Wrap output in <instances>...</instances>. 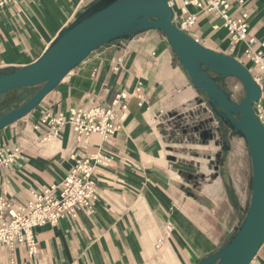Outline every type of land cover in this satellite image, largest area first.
I'll list each match as a JSON object with an SVG mask.
<instances>
[{
  "label": "crops",
  "instance_id": "obj_1",
  "mask_svg": "<svg viewBox=\"0 0 264 264\" xmlns=\"http://www.w3.org/2000/svg\"><path fill=\"white\" fill-rule=\"evenodd\" d=\"M99 1L13 0L0 7V73L34 61L66 25ZM169 1L175 24L195 15L183 31L237 59L253 76L261 75L258 103L264 116V73L244 52L249 46L264 61V0H226L231 16L248 15L247 36L238 42L231 41L223 19L205 8L208 0H198L200 7L192 0ZM230 78L218 79L229 96ZM37 88H28L27 98ZM21 93L0 94V115ZM117 94L124 95L114 108L121 129L106 140L96 133L77 137L68 123L53 134L59 113L67 115L77 106L107 107ZM211 118L219 121V138L203 142L190 126L198 120L207 125ZM185 122L188 128L182 127ZM242 140L191 84L160 30L97 47L34 109L0 129V154L18 151L11 162L0 164V195L23 202L31 190L60 183L76 160L100 151L111 161L96 169L99 196L74 217L36 227L33 255L23 245H1L0 264H195L230 238L245 211L251 165L241 155ZM224 141L227 150H222ZM250 264H264V242Z\"/></svg>",
  "mask_w": 264,
  "mask_h": 264
},
{
  "label": "water",
  "instance_id": "obj_2",
  "mask_svg": "<svg viewBox=\"0 0 264 264\" xmlns=\"http://www.w3.org/2000/svg\"><path fill=\"white\" fill-rule=\"evenodd\" d=\"M151 28L163 33L191 84L204 94L221 122L244 140L250 159V198L243 219L224 245L195 264H250L264 242V125L253 107L261 87L237 59L202 46L180 29L169 0H101L66 25L34 61L0 73V94L38 86L23 103L0 115V129L34 109L91 51ZM223 77L240 81L241 99L232 100L219 85ZM199 136L203 142L213 137L209 129H202Z\"/></svg>",
  "mask_w": 264,
  "mask_h": 264
},
{
  "label": "built area",
  "instance_id": "obj_3",
  "mask_svg": "<svg viewBox=\"0 0 264 264\" xmlns=\"http://www.w3.org/2000/svg\"><path fill=\"white\" fill-rule=\"evenodd\" d=\"M11 1L13 0H0V7L6 6ZM191 2L198 7L201 6V2L198 0ZM205 8L215 11L223 19V24L232 42L242 41L246 38L248 33L247 13H242L236 17L231 16L228 13L226 0H208ZM194 20L195 15L190 14L176 25L183 30ZM244 52L252 65H256L260 73H264V61L260 52L252 50L249 46ZM248 70L250 71V68ZM253 78L261 87V75H254ZM121 96L124 95L117 94L107 107L100 105L77 106L70 108L67 115L59 113L53 119V134H58L59 127L68 123L77 133V137H88L96 133L106 140L108 135H112L121 129V125L114 121V108L119 103ZM253 107L264 125L261 105L256 102ZM209 121V123L207 121V125L202 122L201 127L195 133L199 134L202 129H209L213 136L212 141H215L219 138V121L215 118H211ZM200 123L198 120L193 124L191 123L190 126V123L185 122L182 127L188 128L190 126L192 128V126H197ZM17 152L15 149L6 155L0 154V164L11 162L16 157ZM110 161L111 157L102 154L100 151L76 160L72 169L60 183L42 188L39 191L31 190V198L23 202L13 203L0 195V246L6 245L13 248L23 245L27 248L28 253L33 255L37 250L35 228L44 224L54 225L60 219L76 216L80 208L88 207L92 200L99 196L96 190V169L98 166H107Z\"/></svg>",
  "mask_w": 264,
  "mask_h": 264
},
{
  "label": "rangeland",
  "instance_id": "obj_4",
  "mask_svg": "<svg viewBox=\"0 0 264 264\" xmlns=\"http://www.w3.org/2000/svg\"><path fill=\"white\" fill-rule=\"evenodd\" d=\"M230 81L232 82L231 85H230V90H229V91H230V97H231L232 100H234V101H238L239 99H241V98L244 96V89H243V86H242V84L240 83V81H239L238 79H236V78H230ZM37 87H38V86H37ZM37 87H36V88H37ZM27 91H29V90H27ZM29 92H31V91H29ZM29 92H28L27 94H29ZM242 141H244V140H242ZM242 143H243V147H242V149H241V155H242L243 159L245 160V162H247V159L249 158V154H248L247 146H246V144H245L244 142H242ZM240 160H241V159H240V157H239V159H238V161H237V166H238V167L240 166V163H241ZM249 198H250V194H249ZM249 198H248V200H247V204H248V202H249ZM247 204H246V207H247ZM244 212H245V211H243V213L241 214V216H240V218H239L240 222H241V220L243 219ZM222 214L225 215L226 219L228 218V214H227V212L225 211V209L222 210ZM240 222H239V224H240ZM238 226H239V225H238Z\"/></svg>",
  "mask_w": 264,
  "mask_h": 264
},
{
  "label": "trees",
  "instance_id": "obj_5",
  "mask_svg": "<svg viewBox=\"0 0 264 264\" xmlns=\"http://www.w3.org/2000/svg\"><path fill=\"white\" fill-rule=\"evenodd\" d=\"M32 87H37V86H31V87H27V88H21L22 89V93L20 94V95H18L17 96V98H16V102H15V105L13 106V107H11L10 109H12V108H15V107H17L18 105H20L21 103H23L26 99H27V90H28V88H32ZM15 90H17V89H15ZM21 101V102H20ZM9 109V110H10ZM228 149V145H227V142L226 141H224V142H222V150H227ZM236 231V230H235ZM235 233V232H234ZM233 233V234H234ZM231 237V236H230ZM229 240V239H228ZM227 240V241H228ZM226 241V242H227ZM225 242V243H226ZM224 245V244H223Z\"/></svg>",
  "mask_w": 264,
  "mask_h": 264
}]
</instances>
